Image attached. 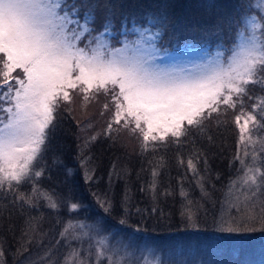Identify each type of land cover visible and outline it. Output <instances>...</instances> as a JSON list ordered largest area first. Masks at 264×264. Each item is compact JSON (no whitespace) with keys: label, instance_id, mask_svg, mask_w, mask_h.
Instances as JSON below:
<instances>
[{"label":"snow or ice","instance_id":"snow-or-ice-1","mask_svg":"<svg viewBox=\"0 0 264 264\" xmlns=\"http://www.w3.org/2000/svg\"><path fill=\"white\" fill-rule=\"evenodd\" d=\"M95 7L77 0H0V199L11 198L10 204L20 209L44 206L59 210L65 206L77 213L84 207L55 187L42 186L50 172L44 157L59 111L64 108L72 114L77 98L82 110L100 104L99 116L108 117L103 132L93 134H89L91 117L76 120L82 139L78 159L85 169V182L94 179L95 171L89 168L91 157L85 155L89 147L101 134L115 141L127 133L137 140L141 154L170 145H191L187 159L177 153V162L192 173L202 194L207 195V177L200 174L199 166L203 164L204 172L209 171L208 156L195 147V137L213 143L211 122L227 126L226 117L232 111L239 137L230 165L238 162L240 174L229 180L227 207L216 223L225 232H264V136L253 135L264 132V0H240L236 15L228 22L231 44L220 39L215 51H206L190 68L158 62L164 18L149 14L143 22L133 20L131 27H122L123 38L117 39L111 19L100 30L94 27ZM127 33L134 38L129 39ZM162 160L151 172L148 190L153 199ZM53 164L61 162L54 158ZM71 174L68 169L67 175ZM120 175L113 163L109 185ZM24 186L30 190L22 191ZM93 195L103 215L91 225L69 220L55 245L67 248L63 259L58 260L49 249L36 264H161L147 252L136 256L139 249L134 237L110 230L107 216L113 201ZM180 195H188L183 187ZM129 199L126 189L125 215ZM157 210L137 208L136 214L143 217ZM181 216L190 226H197L191 201ZM40 219L28 217L22 240L27 237L30 244L41 237ZM126 223L124 218L119 221ZM74 242L80 246L73 247ZM4 255L0 246V257Z\"/></svg>","mask_w":264,"mask_h":264},{"label":"trees","instance_id":"trees-1","mask_svg":"<svg viewBox=\"0 0 264 264\" xmlns=\"http://www.w3.org/2000/svg\"><path fill=\"white\" fill-rule=\"evenodd\" d=\"M84 2L96 5L94 27L100 30L104 22L111 19L118 34L117 39L121 36L122 27H131L133 20L143 22L149 14L164 18L166 32L162 48L169 49L181 45H214L220 38L230 41L228 22L236 15L240 0H77V3ZM168 30L182 33L181 38L172 39ZM231 31L233 33L235 28ZM256 92L259 94L258 88ZM74 109L72 114L64 108L59 111L57 127L44 157L50 172L43 179L42 186L55 187L72 202L79 201L84 207L77 213H70L65 206L59 210L44 206L20 209L10 204L11 198L0 199V246L5 250L0 264H36L49 249H53V255L62 260L67 248L63 244L59 248L55 245L64 224L69 220H79L91 225L98 216L103 215L93 194L101 198L108 196L113 201V210L107 216L110 230H120L122 235L134 237L139 249L136 256L142 252L149 253L151 247H162L164 254L161 264H264V232H225L216 223L222 210L227 207L225 201L228 198L229 180L240 174L237 172L240 168L238 162L230 165L239 137L236 125L232 123L235 112L228 113L227 126L217 127L214 120L211 122L209 134L213 136V143L195 137V147L202 148L208 156L209 171L205 173L203 164L199 166L200 174L207 177L204 185L207 195H204L192 173L177 162V153L187 159L191 145L186 144L182 148L170 145L155 153L141 154L137 140L127 133L121 134L115 141L101 134L89 147L85 155L91 157L89 168L95 171L92 173L94 179L85 182V169L78 159V146L82 139L78 138L81 134L76 120L84 115L91 117L93 128L89 134H93L103 132L108 117L99 116L100 104L93 103L82 110L79 98ZM253 135L264 136V132ZM54 158H58L61 164L54 165ZM161 158L153 199L148 185L153 179L152 168ZM113 163L117 164L121 175L118 179L114 177L110 186L108 174ZM68 169L72 170L70 176L67 175ZM49 175L51 179L47 178ZM181 187L188 194L186 198L180 195ZM126 189L130 197L127 215L122 203ZM21 190L30 189L24 186ZM165 192L171 194L165 195ZM188 201L192 202V211L197 216L195 227L181 216ZM153 207L158 209L156 213H145L143 217L136 214L137 208L150 210ZM30 216L41 218V237L29 244L27 237L22 240V232ZM122 218L127 220L124 225L119 224ZM137 227L140 229L138 232L135 231ZM22 244L27 251L23 250ZM72 246L80 245L74 242ZM84 247H87V241Z\"/></svg>","mask_w":264,"mask_h":264},{"label":"rangeland","instance_id":"rangeland-1","mask_svg":"<svg viewBox=\"0 0 264 264\" xmlns=\"http://www.w3.org/2000/svg\"><path fill=\"white\" fill-rule=\"evenodd\" d=\"M108 17H109V15H108ZM165 32H166V29H165ZM234 32H233V34H234ZM168 33L172 39H174L176 37L181 38V35H182V33H178L176 30H171V31L168 30ZM127 35L129 37V39L134 38L133 33H127ZM190 37H196V36H190ZM203 37H207V36H203ZM208 37H211V36H208ZM212 37H213V34H212ZM122 38H123V35H122ZM220 39H222V38H220ZM223 41L225 44H229V45L232 42L231 39H230V41H227V42L224 39H223ZM217 43H215L214 45L211 43H207V45L203 44V46L191 47L189 49L183 48V49L178 50V51H176L177 48L166 49L165 51L162 50V54H161V57L158 60V62L165 64V65H177V66H181V67L190 68L192 64H194V63H196V62H198L204 58V54L206 51L209 53L215 51V46ZM115 46H119V45H115ZM148 254L158 257L159 260L161 261V257H163V254H164V249L162 247H151Z\"/></svg>","mask_w":264,"mask_h":264}]
</instances>
